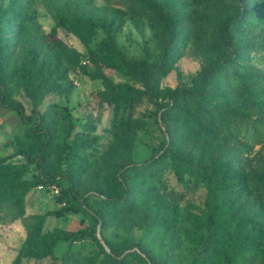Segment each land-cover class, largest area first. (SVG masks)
Here are the masks:
<instances>
[{
  "label": "rangeland",
  "instance_id": "1",
  "mask_svg": "<svg viewBox=\"0 0 264 264\" xmlns=\"http://www.w3.org/2000/svg\"><path fill=\"white\" fill-rule=\"evenodd\" d=\"M14 1L0 0V68L7 91L0 103V162L17 171L25 209L19 217L0 219V264H62L71 249L79 253L78 264H144L140 256L148 264H196L209 243L226 256L215 264H264V0H155L180 20L174 29L142 0ZM249 11L246 25L226 40L228 17ZM82 15L106 25L83 24ZM108 37L120 56L134 62L152 63L171 53L153 89L102 61L91 60L82 72L70 68ZM34 49L37 65L26 80L21 70ZM230 56L239 57L235 68L250 78L233 81L220 72L223 95L212 106L256 122L261 132L233 124L222 135H209L185 126L171 91L196 86ZM127 87L142 95L132 107L107 100L113 93L126 95ZM166 150L171 165L163 171L134 176L132 168L121 174V168ZM216 154L232 160L230 176L197 187L189 180L188 188L178 179L177 162L204 164ZM42 156L54 177L46 185L35 182ZM73 186L106 212L103 224L84 211L54 213L65 206L62 192ZM172 190L183 197L173 198ZM145 192L152 194L140 198ZM112 196H126L128 209L110 206ZM42 218V232L30 240ZM77 229L90 234L73 244L60 239L54 247L60 259L42 255L50 238ZM103 235L109 247L99 240Z\"/></svg>",
  "mask_w": 264,
  "mask_h": 264
},
{
  "label": "trees",
  "instance_id": "2",
  "mask_svg": "<svg viewBox=\"0 0 264 264\" xmlns=\"http://www.w3.org/2000/svg\"><path fill=\"white\" fill-rule=\"evenodd\" d=\"M146 3L149 9H152L156 16L169 28L174 29L176 24L180 21L176 20L174 17L169 15L161 4L155 0H142ZM13 5L19 6L21 3L19 0H16L12 3ZM252 11L249 13L240 12L237 14H232L228 17L225 22L224 34L225 38L229 41L228 37H231V33L234 29L239 28L240 26H245L249 21V17ZM253 15V14H251ZM80 21L83 24L91 26H105L106 23L101 21L94 16L82 15ZM112 37H108L104 42L97 48L93 50L91 55L84 57L80 61V65L77 63L71 62L70 68L75 69L76 71H81L86 68V66L91 63V60L94 62H100L119 68L125 71L127 74H130L140 80H142L150 89H153L155 82L159 80L167 71V68L170 66L172 55L169 51L164 52L160 55L157 60H154L152 63L142 62V61H131L125 57L120 56V51L117 48ZM63 49V48H62ZM5 47L1 43L0 38V66L1 62L4 59ZM39 52L34 49L27 56L26 63L21 70V76L30 80L33 77V71L37 65V57ZM239 57H227L221 64L220 71L218 69H213V71H206L198 79L196 86L192 87H177L171 91L173 97H178L179 101L175 104L174 109L177 110L179 116L182 117V123L189 128H196L201 130L209 135H222L230 131L233 124L238 127H244L247 130L253 133H259L261 130L258 129L256 122L246 121L243 122L242 117H236V115L227 114L226 112L214 108L212 105L215 99L223 94V87L221 81V74L224 77H228L233 81H247L250 76L241 74L235 68V64L238 62ZM2 68V67H1ZM0 68V103H4V100L7 96V91L4 86V77L2 75V70ZM223 70V71H222ZM99 76L106 78L103 72L99 73ZM129 92L124 94L113 93L110 96H107V100L112 103H115L117 108L122 104L132 107L137 101L142 97L139 91L132 89L131 87L126 88ZM163 108V105H160ZM22 113V111H20ZM11 143L16 148L19 153L25 154L30 160L34 161V158L31 156L30 152L16 143L15 140H12ZM169 156V151H165L163 155L159 158L153 159L144 164H136L134 167L130 168H121L120 172L122 175H127L128 172L133 168L132 175L137 173H147L151 171H163L171 165V162L167 160ZM43 156L37 160V166L41 170V177L35 179L36 183L46 185L50 183L54 177L45 171L43 162ZM177 160H175L176 163ZM232 160L226 158L225 160L220 159L219 155H214L208 163H195L194 161H182L183 164L177 162L174 164L176 168V173L178 174V179L185 183V185L190 187L189 182L194 185L199 186L200 184H212L216 178H226L232 174L230 168ZM187 177H190L188 179ZM18 179L17 171L9 169L6 164L0 162V219L6 216H15L19 217L23 214L25 209L24 202V191L17 186L15 181ZM190 180V181H189ZM121 187V184H119ZM151 192H145L140 198H147L151 195ZM171 196L178 199L183 197V194L171 191ZM126 196H112L109 199V205L114 208L122 205L124 208L128 209L129 203L125 199ZM61 200L65 202V206L61 210H56L54 213L57 216H62L65 212H86L91 218L94 224L104 223L106 212L101 210L96 206L95 202L91 200L90 196H80L75 187L71 189L64 190L60 197ZM91 204V205H90ZM17 209V210H16ZM44 219L42 218L38 223V226L35 230L32 231L30 240L34 237H38L42 232V224ZM90 234L86 229H77L69 230L65 234L59 236L58 238H50L48 242L44 243V252L42 255H51L54 260L60 258L54 252V247L60 239H64L73 244L75 240L84 238ZM103 240L106 242V247H109V241L102 236ZM101 240V239H99ZM73 246V245H72ZM104 247V245H103ZM105 248V247H104ZM113 250V248L111 249ZM78 251V250H77ZM219 249L212 247L211 243L204 244L200 251V259L196 264H215L220 262L226 256H221ZM140 259L144 264H148V260L144 256H140ZM62 264H78L79 262V253L74 249L70 250L65 257L60 259ZM19 262V261H18ZM16 261L14 264H18ZM55 264V263H54Z\"/></svg>",
  "mask_w": 264,
  "mask_h": 264
},
{
  "label": "water",
  "instance_id": "3",
  "mask_svg": "<svg viewBox=\"0 0 264 264\" xmlns=\"http://www.w3.org/2000/svg\"><path fill=\"white\" fill-rule=\"evenodd\" d=\"M100 239H101V241H104L103 238H102V236H100Z\"/></svg>",
  "mask_w": 264,
  "mask_h": 264
}]
</instances>
